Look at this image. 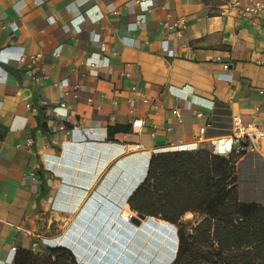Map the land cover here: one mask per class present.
Instances as JSON below:
<instances>
[{
	"label": "crops",
	"instance_id": "obj_1",
	"mask_svg": "<svg viewBox=\"0 0 264 264\" xmlns=\"http://www.w3.org/2000/svg\"><path fill=\"white\" fill-rule=\"evenodd\" d=\"M228 1L0 0V264L33 242L45 252L46 230L71 211L58 204L65 187L83 181L89 203L115 202L139 181L123 166L238 123L264 128V24ZM136 143L145 151L124 150ZM233 155L241 199L264 198V139Z\"/></svg>",
	"mask_w": 264,
	"mask_h": 264
},
{
	"label": "trees",
	"instance_id": "obj_2",
	"mask_svg": "<svg viewBox=\"0 0 264 264\" xmlns=\"http://www.w3.org/2000/svg\"><path fill=\"white\" fill-rule=\"evenodd\" d=\"M37 119L49 134L43 108ZM236 162L233 154L227 158L210 146L177 148L151 156L147 175L127 202L138 214L176 226L177 252L171 264H264V204L240 198ZM68 170L75 174L74 169ZM77 183L83 194L87 184ZM188 213L203 216L191 231L182 223ZM110 262L107 256L100 264ZM120 262L131 264L128 258ZM15 263L85 264L71 248L51 244L44 253L18 250Z\"/></svg>",
	"mask_w": 264,
	"mask_h": 264
},
{
	"label": "rangeland",
	"instance_id": "obj_3",
	"mask_svg": "<svg viewBox=\"0 0 264 264\" xmlns=\"http://www.w3.org/2000/svg\"><path fill=\"white\" fill-rule=\"evenodd\" d=\"M200 146L201 147L202 146H210V144L200 143L199 145H197V148H199ZM190 147L191 146H184L183 148L189 150ZM183 148H180V150ZM143 162L145 163V160H140L141 164L138 161H137V163L136 162L132 163V167L136 168V170L131 169V167H128V166H123L124 172H122V174L120 176L125 179L126 173H128V171L133 172V173H136V171H139L141 173ZM148 167H149V165H148ZM142 172H145L144 169ZM140 173H139V178H138L139 181H136V183L141 182L145 178V176L147 175V173H145V176H142V175H140ZM72 183L73 182H71V184ZM247 186H250V185H247ZM61 194H62V197H61V195L59 196L58 204H61V203L68 204L69 206H71V208H70L71 211L68 212L67 214H65L64 215L65 217H63V218L60 217L58 219V221H54L52 223V225L49 227V229L46 230V235H48L46 240H49L48 245L49 244H51V245H64V246L70 248V244L63 243V241L60 240L61 237L65 236V234L68 233L74 239L75 238L74 234L79 233V234H81L82 238H80V239L76 238L77 241L79 242V243L76 242L77 245L81 247V250L83 253L84 252L88 253L92 257L94 255L95 256L98 255V253H96V251L101 250L102 252H105V248H108V246H110L111 250H113L115 252H117L116 247H119L120 250H118V254L121 256L124 255L123 252H125V251H128L130 253L131 252L134 253V259H133L134 264H137V261H139V260L145 261L147 264L148 263L149 264H171V262L174 258V255L177 252L176 247H177V240L178 239L175 236L176 229H174V226H172L169 222H167V223L170 225L169 226L170 232H168L167 234L165 232L164 234L161 235L159 230L158 231L153 230L152 232H150V231L146 230L144 227H142L140 230H137V232L134 233L133 238L126 239L125 243H122V244L120 242H118V240L114 241L113 240L114 235H112V236L110 235V237H108V241L110 240L111 242H113L111 244L110 241L107 242L106 237H105V235H107L108 229L105 230L104 227L99 228L93 222L91 224L92 227L94 226V228H95V229L93 228V231L94 230L100 231L102 234V235H98L96 233L91 232L92 227H89L87 225V223H84L85 221L89 222L87 217H92V215H93V213L91 211L87 210V207H88L87 205L91 206V204H93V202L89 203L91 200L90 196L89 197L86 196V193H84V192L82 194V192L79 190V187L69 188V189H66V187H65V189L62 190ZM243 196L245 197V195H243ZM259 196L260 195L258 193L257 195H253V198L258 200L257 201L258 203H261L260 201H263L264 198L261 196V198H260L261 200H260ZM249 199H251V198H249ZM98 209H99V207H98ZM98 209H97V211H98ZM128 209L130 210V213H132L134 216L139 217L138 213L135 212L134 210H132L130 208V206H128ZM94 213H96V212H94ZM117 214H119V212ZM103 217H105V219H107V218L110 219L112 216L109 217L108 212L105 210H103L99 213L98 218H96L97 222L100 223L102 226H106V221L104 222ZM202 218H203V216L200 214L188 213L183 217L182 223L186 226V228L188 230L191 231L193 229V227L202 220ZM113 219H116V218H113ZM159 220H161V219H159ZM80 222H83L82 225L80 224ZM114 222L117 223V221L115 220V221H113V223L111 225H113ZM75 224L81 225V227L84 230L81 231ZM116 231H118V230H116ZM115 233H117L120 237L125 235V232H123L122 230H119V232H115ZM151 234H152V236L149 237V235H151ZM83 238L85 240L81 241V239H83ZM110 238H112V239H110ZM95 241H97L96 244H94ZM102 246H104V249H102ZM72 247H77V246L72 245ZM91 247L93 248V250ZM98 252H100V251H98ZM75 253L77 255H79L77 252H75ZM106 254H107V256L110 255L108 252H106ZM101 256H102V254L99 255V258H101ZM89 260H90V258H89ZM118 261H119V259H117V262H115V263H118ZM90 263H91V261H90Z\"/></svg>",
	"mask_w": 264,
	"mask_h": 264
},
{
	"label": "built area",
	"instance_id": "obj_4",
	"mask_svg": "<svg viewBox=\"0 0 264 264\" xmlns=\"http://www.w3.org/2000/svg\"><path fill=\"white\" fill-rule=\"evenodd\" d=\"M135 1L137 3L144 4L148 0H135ZM228 6L231 10L237 12V14L241 17H243V18H256L258 20H261L264 24V0H229ZM39 57H40V55L34 56L33 60L35 61ZM259 63L264 64V54H263L262 58L259 60ZM224 67L228 68V64H225ZM32 78L35 80L40 79V77L36 76V74H32ZM262 92H263L262 94H263V105H264V88L262 89ZM145 101L147 102V100H145ZM143 124H144V120L142 118H135L132 122V127L134 129H137V128L142 127ZM262 126L263 125H261L259 122L255 121V120H253L252 122H248L246 124L245 123H238V124L234 125V128L230 134L219 137L218 139L217 138L212 139L210 141V147L214 153L224 155L227 158H229L236 150L242 151L247 146L251 150H256V149H258L259 143L261 142V140L264 139V128ZM209 127H210V124L204 125L202 127V133L204 134L206 132L207 128H209ZM183 147L184 146H182L180 148H183ZM192 147L196 148L197 145H193L190 148H192ZM124 150H126L128 152H137L140 150L145 151L142 149V145L140 143L127 144L124 146ZM150 158H151V156L149 154L148 160H147V167L149 165V159ZM132 181H133L132 183L136 182L134 180H132ZM140 183L141 182H138L133 186H131V185L128 186V188H127L128 191H123L122 192L123 196L116 198L117 200L115 199L117 201L116 204H115L116 201L113 202L107 198H105V199L104 198H98L97 202L91 204V206L89 208H87L88 211H91L93 213L92 217H88L89 222H86V221L85 222L83 221V222L87 223V225L89 227H92L91 224L94 222V224L97 227H99V228L104 227L105 230H107L111 226L113 221L116 220L117 223L115 224V222H114L115 229L117 228L116 229V230H118L117 232H119V230H122L123 232H125V235L120 237L117 233L114 234L113 230H111V232L107 231V235H105L107 242L110 241V240L108 241V237H110V235L111 236L114 235L113 240L114 241L118 240V242H120L121 244L125 243L126 239L133 238L134 233L137 232L138 229L135 226H132L129 223H127L121 216H122V213L124 211V208H126L130 205L127 202L130 195L133 193L135 188H137L139 186ZM98 207H99V209H98ZM96 208L98 209V211ZM103 210L108 212L109 217L112 216L113 218H116V219H113L111 217L110 219H108V218L105 219V217H103L104 222L106 221V226H102L100 223L97 222V219H96V218H98L99 213ZM94 212H96V213H94ZM118 212H119V214H117ZM138 215L140 217V214H138ZM152 218H155V217H150V216H145L144 218L140 217L141 222H142V220L152 219ZM131 219H132V216H131ZM157 219H160V218H157ZM83 222H80V224L82 225ZM150 222L152 223V225H149V226L145 225L143 227L146 230L152 232L154 230L153 226L155 223H153V221H150ZM172 226H174V229H176L175 225L172 224ZM93 228H94V226L91 228V232L96 233L98 235H102L100 231H93ZM176 235H177V232L175 231V236ZM112 238H110V239H112ZM96 243H97V241L94 242V244H96ZM110 243L112 244L113 242L110 241ZM32 248H33V251H35L37 253H41V252L37 251L39 249V244L37 242L32 243ZM70 248L74 252H77L80 255L79 256L75 253L77 258L85 264H100L107 257L106 252H108L110 254L108 256H110L112 259V262H110L108 264H118V263H120L121 258H128L131 261V264H134L133 263L134 253H132V252L130 253L128 251H125V252H123L125 256L124 255L121 256L118 254V250H120L119 247H116L117 252H115V251L111 250L110 246H108V248H105V252L98 250V251H100V252L96 251V253H98V255L97 256L94 255L93 257L90 256L88 253H85V252L83 253L81 250V247L80 248L79 247H72V245L70 244ZM102 249H104V246H102ZM92 250H93V248H92ZM112 251L115 252V254H111ZM100 254H102L101 258H99ZM89 258H90V260H89ZM117 259H119V261H118V263H115V262H117ZM90 261H91V263H90ZM140 261L141 260L137 261V264H141Z\"/></svg>",
	"mask_w": 264,
	"mask_h": 264
},
{
	"label": "bare ground",
	"instance_id": "obj_5",
	"mask_svg": "<svg viewBox=\"0 0 264 264\" xmlns=\"http://www.w3.org/2000/svg\"><path fill=\"white\" fill-rule=\"evenodd\" d=\"M145 165H143V169H144V171L145 172H142L141 174H142V176H145V173H146V167H147V160H145ZM144 163V162H143ZM132 186V185H131ZM126 191H128V189L126 190ZM96 210V209H95ZM131 216H133V214L132 213H130V210L128 209V207H126V208H124V211H123V213H122V218L127 222V223H129L130 225H132V226H135L138 230H140L144 225H152V223L150 222V221H153V223H155L154 224V226H153V228H154V230H157V229H159V227L162 225V223H164L162 220H159V219H157V218H152V219H145V220H142V222L140 223V224H138V226H137V224H135L134 222H132L131 221ZM106 217V216H105ZM150 220V221H149ZM115 224H116V222H115ZM115 224H113V227H112V229H110V228H108V232H111V230H113V232L115 233V232H117L116 231V229H115ZM76 226H77V224H75ZM78 228H79V225L77 226ZM81 231H82V228H79ZM166 230H168V229H166ZM158 231V230H157ZM66 236H68V237H72V236H70L68 233L67 234H65V236H62L61 237V241H63V243H67V244H72V245H76L77 247H80V246H78L77 245V243L76 242H78L77 241V239H80V238H82V236H81V234H79V233H75L74 234V236H75V238L73 239L74 241L72 242V243H69V241H68V237L66 238ZM77 236V237H76ZM152 236V234L151 235H149V237H151ZM77 238V239H76ZM84 241L85 239L83 238V239H81V241ZM79 243V242H78Z\"/></svg>",
	"mask_w": 264,
	"mask_h": 264
},
{
	"label": "water",
	"instance_id": "obj_6",
	"mask_svg": "<svg viewBox=\"0 0 264 264\" xmlns=\"http://www.w3.org/2000/svg\"><path fill=\"white\" fill-rule=\"evenodd\" d=\"M149 162H150V160H149ZM148 172V167H147V169H146V173ZM140 217L141 218H144L145 217V215L144 214H140ZM131 221L132 222H134V223H136V224H140L141 223V219L140 218H138V217H135V216H132V219H131ZM166 222V221H165ZM167 223V222H166ZM172 225V224H171ZM177 248V247H176ZM175 256H176V253H175V255H174V258H175ZM174 258H173V260H174ZM172 260V261H173Z\"/></svg>",
	"mask_w": 264,
	"mask_h": 264
}]
</instances>
